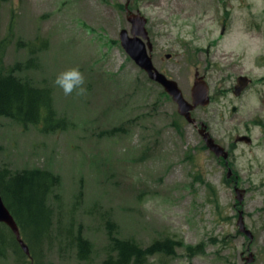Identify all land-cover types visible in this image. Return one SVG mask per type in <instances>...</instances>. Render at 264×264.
I'll list each match as a JSON object with an SVG mask.
<instances>
[{"label": "rangeland", "instance_id": "1", "mask_svg": "<svg viewBox=\"0 0 264 264\" xmlns=\"http://www.w3.org/2000/svg\"><path fill=\"white\" fill-rule=\"evenodd\" d=\"M125 1L0 0V66L32 56L34 68L21 73L51 88L64 118L62 129L47 131L0 116V165L48 169L60 179L51 195L52 231L35 246L36 257L22 263L102 264L104 220L111 217L121 236L142 246L166 236L203 245L196 255L181 246L146 264H264V0H228L225 25L217 20L221 0H133L131 7L157 33L154 65L185 99L194 72L204 76L210 103L192 116L229 153L226 159L211 152L121 47L118 31L130 25ZM72 67L85 76V96H65L55 84ZM242 74L254 87L236 98L228 85ZM115 126L121 130L105 134ZM237 134L251 143L234 144ZM237 188L244 190L241 201ZM239 212L252 239L238 230ZM69 224L92 242L88 261H78L66 244ZM17 260L7 250L0 264Z\"/></svg>", "mask_w": 264, "mask_h": 264}, {"label": "trees", "instance_id": "2", "mask_svg": "<svg viewBox=\"0 0 264 264\" xmlns=\"http://www.w3.org/2000/svg\"><path fill=\"white\" fill-rule=\"evenodd\" d=\"M119 7L121 10L122 6ZM27 47L30 53L36 51L33 43L27 44ZM34 66L35 60L32 56L28 57L24 64L16 62L7 67L0 66V116L22 125H40L47 131L62 129L64 118L56 114L51 88L41 86L27 73H21L31 70ZM120 130L119 126H115L106 130L105 134ZM59 183V176L48 169L25 168L11 171L8 167L0 165V195L15 219L28 250L31 248L29 252H32L26 255L9 226L0 222V257L4 256L7 250L15 254L18 264H23L24 261L29 263L36 257L35 246L52 231L54 209L51 195ZM104 231L108 244L102 264H146L152 255L174 256L175 250L181 246L189 256H193L201 253L203 246L201 242L193 246L184 245L169 236L156 238L147 246H142L133 237L121 236L118 225L111 217L104 220ZM65 234L66 244L74 251L75 258L78 261H88L93 246L81 226L74 230L73 225L69 224Z\"/></svg>", "mask_w": 264, "mask_h": 264}, {"label": "water", "instance_id": "3", "mask_svg": "<svg viewBox=\"0 0 264 264\" xmlns=\"http://www.w3.org/2000/svg\"><path fill=\"white\" fill-rule=\"evenodd\" d=\"M126 5V4H125ZM130 22V34L127 29H121L119 32L120 45L129 57L147 73L148 77L153 81L158 82L171 97L173 102L177 105V111L181 114L189 123H193L195 119L191 116V111L198 105L205 106L209 103V88L204 80L203 76L195 77L190 88V101L186 100L178 87L177 82L167 78L163 73L159 72L153 65L151 56L148 54L147 47L151 50V44L147 37L145 29L146 19L137 13L130 12L128 16ZM147 39L145 44L144 40ZM245 77H240V84L237 86L235 93H238L244 86ZM201 137L205 145L216 155L222 156L224 159L227 158V152L219 144L215 143L214 140L209 136V133L205 129V125H201L199 129ZM240 140H246L245 136L238 137ZM247 141V140H246ZM244 190L236 189V197L239 201L243 199ZM0 222L5 223L9 226L14 236L18 240L20 246L28 254L29 250L27 245L23 242L20 237L19 228L11 215L10 211L6 207L3 199L0 195ZM238 230L244 233L247 237L252 239V234L248 230L243 221L242 213L239 212L237 218ZM250 260V258L248 259Z\"/></svg>", "mask_w": 264, "mask_h": 264}, {"label": "flooded vegetation", "instance_id": "4", "mask_svg": "<svg viewBox=\"0 0 264 264\" xmlns=\"http://www.w3.org/2000/svg\"><path fill=\"white\" fill-rule=\"evenodd\" d=\"M227 1L228 0H221V5H220V1L218 2V4L220 5V8H223V12L221 14L223 17L220 16V13L218 11L217 20H219L220 18L223 19L222 20L223 21V25H225L224 23H226L227 20H228L227 18H224V16L227 15V9H228V5H227L228 2ZM131 7H135L133 5V0H126L124 2V5H123V11H124V14H125V18H126L127 23H128L129 13L130 12H138L139 11L137 9L133 11V9ZM128 11H129V13H128ZM211 16H212L211 18L214 19V14H212ZM145 24H146V26L149 25V22H148L147 18H146V23ZM149 26H151V25H149ZM146 28H147L148 39L152 43L151 58H152V61H153V54L155 53V50H154L155 44L153 43V41L156 40L157 33L153 30V27L152 26L151 27H146ZM201 28L202 27H199V29H201ZM169 57H170V54H166V58L169 59ZM199 75H201V74H199V72L196 70L194 72V77H199ZM201 76H203V75H201ZM240 76H244L245 77V79L242 80V82H244V86L241 88V90L238 93H235L237 86L240 84V82H239ZM203 78H204V76H203ZM234 79H235V81L233 83H230V85H228V91H230V90L233 91L234 94H235V96H236V98H240L248 90H252L253 87H254L252 85L253 80L248 75L242 74V75L236 76ZM209 100H210V98H209ZM260 100H264V95H261V99ZM234 109L235 108H232V110H234ZM195 125H196V128H197V131L199 132V129H198V126H197V123L196 122H195ZM238 135L239 134H237V135L234 136V144H237L238 143V142H235V139H237L238 137H240ZM246 136H248V137H245V139L247 141L246 140H243L242 142L239 141V143H251V137L249 135H247V134H246ZM228 156H229V153H228ZM230 175H231V172L228 173V176H230ZM229 178H231V176Z\"/></svg>", "mask_w": 264, "mask_h": 264}, {"label": "clouds", "instance_id": "5", "mask_svg": "<svg viewBox=\"0 0 264 264\" xmlns=\"http://www.w3.org/2000/svg\"><path fill=\"white\" fill-rule=\"evenodd\" d=\"M55 84L62 89L65 96L75 93L77 96H85L87 89L85 76L79 67H72L60 72L55 79Z\"/></svg>", "mask_w": 264, "mask_h": 264}]
</instances>
